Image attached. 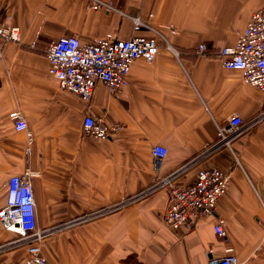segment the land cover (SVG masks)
<instances>
[{
	"label": "crops",
	"instance_id": "crops-1",
	"mask_svg": "<svg viewBox=\"0 0 264 264\" xmlns=\"http://www.w3.org/2000/svg\"><path fill=\"white\" fill-rule=\"evenodd\" d=\"M103 1L120 13L94 10L90 0H0V26L21 31L19 43L0 40V205L10 177L35 173L37 225L61 226L42 243L50 264H209L230 247L241 264H264V118L243 129L232 149L212 151L218 127L232 116L248 125L264 114V92L219 58L264 0ZM150 15L156 28L176 29L167 35L178 57L162 45L156 61L132 65L127 85L116 94L99 82L89 101L61 90L50 76L46 52L53 41L149 37L150 32L134 31L131 17ZM201 44L207 46L204 54ZM13 111L26 119L31 145L25 132L15 130ZM88 116L116 122L122 130L110 140L86 137ZM157 145L168 150L164 175L200 159L176 180L179 186L193 183L204 168L231 174L215 215L176 231L164 222L169 191L161 190L123 210L78 222L150 186ZM219 218L226 221L224 238L214 230ZM13 240L0 225V246ZM26 255V248L7 249L0 252V264H20Z\"/></svg>",
	"mask_w": 264,
	"mask_h": 264
},
{
	"label": "built area",
	"instance_id": "built-area-1",
	"mask_svg": "<svg viewBox=\"0 0 264 264\" xmlns=\"http://www.w3.org/2000/svg\"><path fill=\"white\" fill-rule=\"evenodd\" d=\"M94 10L106 9L120 13L113 2L90 0ZM150 19L131 17L135 32H150L149 37L134 36L129 40H120L114 35L105 39H96L84 44L77 36H63L50 43L46 56L50 63L49 74L59 83L61 90L73 93L83 101H89L99 82L104 83L111 94L127 85L132 65L139 59L152 63L160 55L161 46L165 45L178 57L167 32L177 33L173 26L156 28ZM0 40L4 43L21 42V31L16 26H0ZM199 51L204 54L207 46L201 44ZM219 58L223 66L229 70L239 71L244 83L264 92V7L255 11L246 29L239 35L235 45L221 49ZM3 62V50L0 49V68ZM10 118L14 121L17 132L27 134L31 145L33 135L20 111H13ZM264 118V114L255 118L248 125L236 114L228 123L218 127V141L212 151L221 147L232 149L234 140L243 129L256 126ZM122 130L118 123H106L103 119L85 117L83 131L86 137L99 140H110ZM30 152V147H28ZM154 159V176L150 186L140 192L126 197L115 205L99 211L98 214L84 216L78 222H87L95 217L125 209L150 197L161 190L169 191V206L164 214V222L176 231L193 229L202 217L215 215L218 201L226 194L231 174L217 168H204L198 171L196 179L187 186H179L176 180L190 167L196 165L199 158H194L178 170L163 174L164 162L168 150L157 145L152 149ZM35 173L27 170L23 174L10 177L6 186V197L0 205V225L16 238L0 246V252L15 247H25L27 255L20 264H50L42 252V243L61 226L49 229L39 228L36 219V200L33 187ZM71 224V225H70ZM75 222L66 224L69 227ZM226 221L219 218L215 225V233L224 238ZM213 255V252L210 251ZM209 264H241L234 250L225 249V255L212 257Z\"/></svg>",
	"mask_w": 264,
	"mask_h": 264
},
{
	"label": "rangeland",
	"instance_id": "rangeland-1",
	"mask_svg": "<svg viewBox=\"0 0 264 264\" xmlns=\"http://www.w3.org/2000/svg\"><path fill=\"white\" fill-rule=\"evenodd\" d=\"M14 235V234H13ZM16 238V236L14 235V239ZM22 248H25V247H15V248H13V249H9V250H18V249H22Z\"/></svg>",
	"mask_w": 264,
	"mask_h": 264
}]
</instances>
